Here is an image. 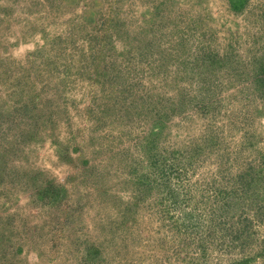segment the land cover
<instances>
[{"label": "rangeland", "instance_id": "rangeland-1", "mask_svg": "<svg viewBox=\"0 0 264 264\" xmlns=\"http://www.w3.org/2000/svg\"><path fill=\"white\" fill-rule=\"evenodd\" d=\"M0 264H264V0H0Z\"/></svg>", "mask_w": 264, "mask_h": 264}]
</instances>
